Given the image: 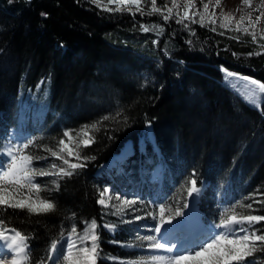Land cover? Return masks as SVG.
<instances>
[{
    "label": "trees",
    "instance_id": "obj_1",
    "mask_svg": "<svg viewBox=\"0 0 264 264\" xmlns=\"http://www.w3.org/2000/svg\"><path fill=\"white\" fill-rule=\"evenodd\" d=\"M115 1L0 0V148L14 136L36 170L60 163L32 195L48 210L0 205V229L26 242L23 264H51L53 249L89 225L95 264H148L129 226L100 205L141 165L161 168L145 206L163 218L178 217L194 185L204 222L226 215L264 229V98L251 104L225 76L264 85V38L225 23L213 0L193 17L184 0ZM78 130L90 144L55 158ZM128 145L125 163L104 168ZM254 258L264 261L263 242Z\"/></svg>",
    "mask_w": 264,
    "mask_h": 264
},
{
    "label": "rangeland",
    "instance_id": "obj_2",
    "mask_svg": "<svg viewBox=\"0 0 264 264\" xmlns=\"http://www.w3.org/2000/svg\"><path fill=\"white\" fill-rule=\"evenodd\" d=\"M184 1L183 14L185 17H193L197 15L199 8L204 4L203 2L208 0ZM113 4L118 7H137L139 6V0H116ZM212 8L215 11V15L220 16L225 23H236L237 26H241L244 30L260 34L264 38V0H213ZM226 77L232 78V84L234 83L238 86L235 88L240 89L251 99L253 97V102H256L255 105L260 106V100L263 97L261 90H264L260 83L241 76H235L230 72H226ZM89 144L88 134L84 130L66 133L65 139L61 142L54 157L64 160L74 158L80 148ZM21 148L22 142L14 136L9 137L8 143L0 148V205L25 208L33 212L46 211L50 208V204L32 197L38 188L36 180L38 178L57 176L60 163L56 161L49 162L41 169L36 170L33 162L22 157ZM132 149L131 145L126 146L123 152L115 156L104 168L114 170L116 164L125 163L127 151ZM140 170L139 177L129 178L130 185L117 181L107 186L101 195L100 205L108 213L119 217L121 222L129 226L128 230L132 238L141 244V248L150 257L147 261L148 264H163L162 262L166 258L175 262L179 260L181 264H264V261L254 258L255 248L258 243H264V229L260 232L259 229L253 226L254 222H242L234 217L227 218L226 215H220L215 222H204L197 212L204 189H198L194 185H191L184 210L174 219H165L163 218L164 211L158 205L153 206L150 203V205L145 206V203L149 202L148 190L151 183L157 182L161 178V168L155 166L149 170L141 165ZM102 171L103 168L101 169ZM189 211L191 216L189 219L192 220L191 224L193 226L194 224L201 226L206 232L199 227L197 228L209 237L210 233H213V241L216 242V247H218L214 253L221 249L222 244L225 246L231 239H236L240 236L243 238L242 246L236 248L235 254H229L225 250V252L222 251L226 256V261L214 259L210 255L202 259L197 252L194 254L186 250L178 251L176 248H181L180 245L186 239H174V243L172 240L163 241L161 232L164 235H171L173 234L172 232L177 233L179 230H184L181 229L183 227L180 224L186 217V212ZM180 219L181 221L176 224ZM174 225L175 228L172 229ZM106 229L111 234L116 232L115 229L110 227H106ZM95 230L96 226L89 225L82 232H73L66 236L53 249L51 264H95ZM215 233L220 234L221 241L218 238L219 236H215L217 235ZM0 243L16 244L17 249L23 255L25 250L26 256V242L13 230L0 229ZM231 247L234 249L233 245ZM25 256L23 263L26 259ZM158 261L160 262L158 263Z\"/></svg>",
    "mask_w": 264,
    "mask_h": 264
},
{
    "label": "bare ground",
    "instance_id": "obj_3",
    "mask_svg": "<svg viewBox=\"0 0 264 264\" xmlns=\"http://www.w3.org/2000/svg\"><path fill=\"white\" fill-rule=\"evenodd\" d=\"M194 205H196V204H194ZM195 210H196V208H195ZM189 213H190V211L186 212V217L183 219L184 221L183 220L181 221V219H180L179 221L176 222V224H178V222L181 221L180 226H182L183 228H181V229H184V230H179L177 233L172 232L173 234H171V235H169V234L164 235L163 232H161L163 241L164 240L165 241L172 240V242H173L174 239H176V240H178V239L185 240L186 239L185 242H182L183 244L180 245L181 248H176L178 251L179 250H186L187 252L191 251L194 254H195V252H197L198 256L202 259L204 257H207L210 255L214 259L217 258V259L226 260V261H227V259H226V256L224 255L225 251H227L229 254H235L236 248H240L242 246L243 238L240 236L236 239L235 238L231 239L229 241V243H227L225 246H223V244H222L221 249L217 250V252L214 253V251L218 247H216V242L213 241V237H214L213 233H210V237H209L206 233L202 232V230H204V229L201 226L195 225V224L193 226L191 224L192 220L189 219V217H191ZM175 225L172 227V229L175 228ZM197 227L201 228L202 230H200ZM176 234L179 236L177 237ZM215 234H217L215 236L220 235L219 233H215ZM218 238L221 241V237L219 236ZM189 243H191V244H189ZM232 245H233L234 249H232V247H231ZM222 251H224V252H222ZM24 256H25V250H24V255H23V253H21L17 249L16 244L0 243V264H21V263H23L22 261H24L23 260ZM9 258H11V259L9 260ZM160 261H158V263ZM162 263L163 264H181L179 260L177 262H175L174 260H170V259L168 260L167 258Z\"/></svg>",
    "mask_w": 264,
    "mask_h": 264
}]
</instances>
